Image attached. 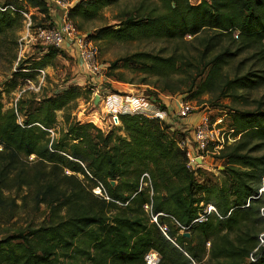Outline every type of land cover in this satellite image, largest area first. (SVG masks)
Returning <instances> with one entry per match:
<instances>
[{"label": "trees", "instance_id": "1", "mask_svg": "<svg viewBox=\"0 0 264 264\" xmlns=\"http://www.w3.org/2000/svg\"><path fill=\"white\" fill-rule=\"evenodd\" d=\"M118 2L78 0L68 17L81 30L77 20H96ZM26 6L53 27L46 0L1 4L0 55L13 62ZM114 21L88 39L178 43L190 37L199 49L191 62L174 53H132L110 62L106 77L124 82L119 71L129 70L164 80L161 92L174 95L184 92L168 86L170 77L186 75L188 90L196 88L189 99L217 93V100L253 106L230 113L239 139L214 157L222 169L211 181L203 168L187 169L178 146L183 136L148 112L121 111L120 126L102 129L71 117L70 106L90 94L80 86L40 95L26 90L9 108L0 93V215L14 217L11 193L23 188L22 201L48 212L0 241V264H145L150 251L160 264H264V101L248 96L264 87V0H140ZM62 53L49 47L18 59L4 93L34 81ZM246 53L251 56L230 74L226 69ZM250 60L255 69L240 68ZM57 112L63 113L58 130ZM200 216L205 220L194 222Z\"/></svg>", "mask_w": 264, "mask_h": 264}, {"label": "rangeland", "instance_id": "2", "mask_svg": "<svg viewBox=\"0 0 264 264\" xmlns=\"http://www.w3.org/2000/svg\"><path fill=\"white\" fill-rule=\"evenodd\" d=\"M6 0H0V5ZM78 0H68L69 6H72ZM140 0H119L118 5L115 7H108L102 10L101 17L88 22L77 20L81 26L79 31L81 36L93 34L98 28L115 24L114 16L120 9L131 8ZM28 19L23 22V26L16 33L18 49L17 59L13 62L11 58L0 55V93L2 94L3 103L5 108L12 107L16 100L20 97L21 93L30 90L37 94H51L57 92L69 85H76L90 91V94L84 95L82 98L76 100L69 109L71 117L82 122L92 121L102 129H107L110 126H120L119 121L116 119V114H126L125 112H117L120 110H135L137 103L142 104L140 111L150 113L156 107L159 109L162 105V100L169 101L173 108V101L176 99L178 103L186 102L195 108L194 113L202 112L206 114L211 121L216 118L223 117V125L231 127L232 109L247 110L252 109L253 106L245 105L243 103H232L230 98L217 100V93L205 94L198 99H189L195 94L196 88H190L187 83V77L173 75L170 77L169 87L172 89L183 91L184 94L177 92L176 94H168L161 92L160 88L166 84L164 80L155 77L143 76L139 73H133L129 70H122L124 82H118L111 78L106 77L107 66L110 62L136 52L151 51L160 56L166 57L174 53L177 57L185 56L188 61H192L199 49V42L187 37L184 41L180 42H147V41H132L127 43L106 41V42H90L96 48L95 61L98 66L99 72L93 74L88 72L84 67L82 60L77 58L75 49L69 52H63L60 57L54 61L52 67H48V74L45 69L42 70L43 74H39L34 81L27 82L23 87H18L10 94L4 93V81L9 77L11 72L16 70L18 59H31L38 56L37 52L45 50L46 47L40 43H36L32 39L33 31L36 27L45 26L51 28L48 22H43V18L36 10L26 6ZM30 23L27 26V23ZM48 49V48H47ZM46 49V50H47ZM234 51V47H230ZM251 56V53H246L238 57L229 68L226 70L233 74L237 72L239 62H243ZM254 61L250 60L240 68H245L244 71L253 68L255 69ZM183 71L185 70L182 69ZM187 75L193 76L194 73L187 72ZM189 77V76H188ZM141 78L146 79V84L140 82ZM80 84V85H79ZM40 88L42 92L40 93ZM95 96L99 97L98 104L94 105ZM251 100L264 101V87L249 93ZM123 100V104L120 103ZM136 102V103H135ZM136 104V105H135ZM138 105V106H139ZM136 106V107H135ZM165 109V108H164ZM151 117V116H149ZM57 125L56 129H60L63 123V113L57 112ZM180 137H186L183 133L178 131ZM30 160V159H29ZM203 168L204 177L215 181L219 176V171L222 169L221 163L216 161L215 158H207ZM27 193V189L23 188V192H12L14 194V217H10L9 213L0 215V238L7 236L11 238L18 230H22L27 226H34L39 224L42 220L47 219L48 212L43 205L35 207V205L28 198L25 202L22 197ZM94 193L99 194V189H94ZM27 197V196H26ZM184 237L189 238L188 233H183ZM206 248H209V243H206Z\"/></svg>", "mask_w": 264, "mask_h": 264}, {"label": "built area", "instance_id": "3", "mask_svg": "<svg viewBox=\"0 0 264 264\" xmlns=\"http://www.w3.org/2000/svg\"><path fill=\"white\" fill-rule=\"evenodd\" d=\"M46 2L49 8L55 6L62 11L61 19L57 27L35 29L32 34L33 41L46 47L44 52L49 47L61 50L63 46H67L75 49L77 57L82 60L88 72L93 74L99 72L95 61L96 48L93 47L87 36L80 35L68 17L70 8L68 0H46ZM25 17L28 19L26 14ZM29 25L28 22L27 26ZM40 73L43 74V71L41 70ZM194 111L195 108L190 104L178 103L174 117L184 122ZM223 117L211 121L206 114H203L196 125L182 128L188 135L179 141L178 146L186 153L188 170L195 171L198 167L202 168L207 158L218 156L226 146L234 144L239 139V135H235L232 127L223 125ZM32 158L33 156L30 157V159ZM144 209L148 211L149 207L145 205ZM211 210L212 207H208L206 212L209 213ZM203 220H205L204 216H200L194 222ZM144 261L145 264H160V257L156 252L150 251L145 255Z\"/></svg>", "mask_w": 264, "mask_h": 264}, {"label": "crops", "instance_id": "4", "mask_svg": "<svg viewBox=\"0 0 264 264\" xmlns=\"http://www.w3.org/2000/svg\"><path fill=\"white\" fill-rule=\"evenodd\" d=\"M61 14H62V11L55 6L50 10V15H51V18L53 21V27L54 26L57 27L59 25V22L61 19ZM69 50H71V49L67 46H63L61 49L62 52H65V51L69 52ZM48 69H49L48 67L45 69V73H47V74H48ZM120 100H121L120 103L123 104L124 99H120ZM161 103L165 109L163 107H161L159 109L156 107L155 109L151 110L150 114H148L147 116L152 115L151 117H158V118L162 119L168 125H170L173 130H177L182 134L184 133L186 136L188 135V133H186V131H183L182 128L190 127L192 125H196V123L199 122L201 116L204 114L202 112L193 113L192 115L189 116L188 119H186L183 122V121L178 120L176 117H174V113L177 110V105H178V101L176 99H174V101H173V105H174L173 108H171L172 106L170 105L169 101H167L166 99L162 100ZM138 105L139 104L137 103V108H135V110L141 109L142 104L139 106ZM121 111H128V110H120L119 109L117 112H121ZM131 111H133V109H131ZM144 115H146V114H144ZM203 166H204V164H203Z\"/></svg>", "mask_w": 264, "mask_h": 264}, {"label": "water", "instance_id": "5", "mask_svg": "<svg viewBox=\"0 0 264 264\" xmlns=\"http://www.w3.org/2000/svg\"><path fill=\"white\" fill-rule=\"evenodd\" d=\"M98 101H99V97L95 96V100H94L95 106L98 104ZM5 239H7V236H3L2 238H0V241H5Z\"/></svg>", "mask_w": 264, "mask_h": 264}]
</instances>
